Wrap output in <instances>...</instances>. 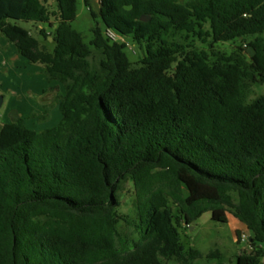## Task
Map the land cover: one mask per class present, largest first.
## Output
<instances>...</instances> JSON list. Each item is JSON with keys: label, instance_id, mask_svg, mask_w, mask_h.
<instances>
[{"label": "trees", "instance_id": "1", "mask_svg": "<svg viewBox=\"0 0 264 264\" xmlns=\"http://www.w3.org/2000/svg\"><path fill=\"white\" fill-rule=\"evenodd\" d=\"M54 1L0 0V35L65 88L57 126L0 132V264H194L180 229L205 213L248 231L254 254L237 264H264V95L248 101L264 84V0H100L105 31L143 50L136 64L99 24L84 42L79 0ZM10 21L48 25L53 50ZM206 38H253L252 56L212 62L194 46Z\"/></svg>", "mask_w": 264, "mask_h": 264}, {"label": "rangeland", "instance_id": "2", "mask_svg": "<svg viewBox=\"0 0 264 264\" xmlns=\"http://www.w3.org/2000/svg\"><path fill=\"white\" fill-rule=\"evenodd\" d=\"M181 3H187L189 0H179ZM92 9L98 15L97 19H94L90 10L86 7L84 0L78 1V13L76 20L72 23L74 30L79 32L84 39V42L90 46L93 40V28L99 24L105 32V28L102 24V20L99 16L100 12V0H91ZM56 3L54 0L50 2V9L54 10ZM12 24H17L25 29L32 30V33L41 41V45L47 47L49 51L54 48L53 40L49 38L48 41L44 40L40 36V31L45 28L47 31H51L48 25L35 26L33 23H25L22 21H10ZM6 41L10 43L3 35H0V42ZM253 38H247L246 41L240 42H227L215 44L214 48H210L211 38H206V43L202 40H195L194 46L199 51H206L212 62L216 61L213 57V53H219L225 56L241 55L246 60H249L252 56V50L248 44ZM128 41L133 45V50L126 48L125 52L134 64L140 62L143 58V50L138 44H134L131 39ZM2 43V42H1ZM0 43V44H1ZM4 43V42H3ZM244 50H240V48ZM9 50L0 45V94L4 97V104L0 110V132L7 121L11 120V114L18 110L32 107V102H39L37 100V92L34 90V86L41 82L43 79L42 74H38L40 65H34L29 63L24 58L18 61L14 59L18 55H7ZM7 61L8 65H4L3 61ZM62 90L65 93V88L61 84ZM56 93H53L55 95ZM59 94V92H58ZM264 95V84H257L251 87L250 96L248 101H253L257 97ZM51 109V108H50ZM20 116V114H18ZM27 118L29 123L36 120L39 126L45 125L50 118V110L45 111L43 114L31 111ZM25 120V118H23ZM45 128V127H44ZM50 129V127H48ZM45 130V129H44ZM122 207L120 211L123 215H129L133 217V201H134V188L131 182L126 184V188L121 196ZM175 215L177 211L174 210ZM121 230L124 233L132 236V231L124 223L121 225ZM181 239L186 248H197L203 254V258L195 261L194 264H237L239 256H249L254 254V249L250 243L243 242L240 236L247 232L242 227V224L234 218L231 214H228V223L222 224L212 220L211 213H205L203 216L190 228L186 226L180 229ZM240 234V235H239ZM136 239L137 236L133 235ZM212 253L216 254L211 256ZM264 262V260H262ZM168 264H175L174 262H168Z\"/></svg>", "mask_w": 264, "mask_h": 264}, {"label": "crops", "instance_id": "3", "mask_svg": "<svg viewBox=\"0 0 264 264\" xmlns=\"http://www.w3.org/2000/svg\"><path fill=\"white\" fill-rule=\"evenodd\" d=\"M1 42L0 43L2 44V46L6 47L9 50L7 52V55L14 56V54H17L15 45L13 43H8L7 41L5 43V41L2 40ZM14 59L18 61L19 59H21V57L17 56L16 58L14 57ZM3 63L6 66L8 65L7 61L5 60L3 61ZM38 74L43 75V79H41L42 81L34 86V90L37 92V100H39V102H32V107L30 106V109L28 108V110H26L25 108L23 110H18V114H20V118H25V124L28 128L35 131H42L44 129H49L48 127L53 128L61 122L62 113L60 111V100H58V96L64 95L65 93L63 92L61 84L59 82L54 81L49 83L47 81L46 76L43 73L42 67L38 70ZM53 93L56 94L53 95ZM48 110H50V118L48 119L45 125L39 126L38 123H35L36 120L31 121L30 123L29 121H27L26 117L29 116L31 111H36V113L43 114L45 111ZM8 123H12V121L9 119L6 124ZM242 227L244 226L242 225Z\"/></svg>", "mask_w": 264, "mask_h": 264}, {"label": "built area", "instance_id": "4", "mask_svg": "<svg viewBox=\"0 0 264 264\" xmlns=\"http://www.w3.org/2000/svg\"><path fill=\"white\" fill-rule=\"evenodd\" d=\"M105 35L108 39H110L112 42H120V43H124L126 45L127 48H129L131 51L133 50V45H131V43L128 41L127 38L120 36L119 34H117L115 31L111 30V29H106L105 31ZM241 240L243 242H247L249 243L250 241V235L247 232H244L241 236H240Z\"/></svg>", "mask_w": 264, "mask_h": 264}, {"label": "water", "instance_id": "5", "mask_svg": "<svg viewBox=\"0 0 264 264\" xmlns=\"http://www.w3.org/2000/svg\"><path fill=\"white\" fill-rule=\"evenodd\" d=\"M128 9L131 10L132 7H129ZM141 21H142V22H147V21H149V18L142 17V18H141ZM50 39L53 40L52 38H50ZM3 104H4V97L0 94V110H1L2 107H3ZM19 119H20V117H19L18 113H17L16 111H14V112L11 114V121H12V123L17 122Z\"/></svg>", "mask_w": 264, "mask_h": 264}]
</instances>
